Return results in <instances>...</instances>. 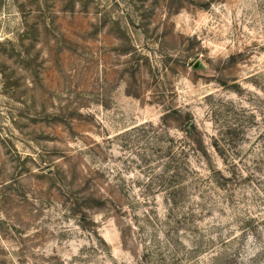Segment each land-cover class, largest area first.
I'll list each match as a JSON object with an SVG mask.
<instances>
[{"label":"rangeland","instance_id":"obj_1","mask_svg":"<svg viewBox=\"0 0 264 264\" xmlns=\"http://www.w3.org/2000/svg\"><path fill=\"white\" fill-rule=\"evenodd\" d=\"M0 264H264V0H0Z\"/></svg>","mask_w":264,"mask_h":264}]
</instances>
